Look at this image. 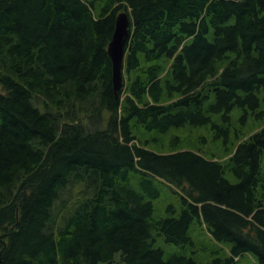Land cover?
I'll use <instances>...</instances> for the list:
<instances>
[{"label": "trees", "instance_id": "16d2710c", "mask_svg": "<svg viewBox=\"0 0 264 264\" xmlns=\"http://www.w3.org/2000/svg\"><path fill=\"white\" fill-rule=\"evenodd\" d=\"M192 226L264 264V0H0V264H197L155 246Z\"/></svg>", "mask_w": 264, "mask_h": 264}, {"label": "rangeland", "instance_id": "374dc122", "mask_svg": "<svg viewBox=\"0 0 264 264\" xmlns=\"http://www.w3.org/2000/svg\"><path fill=\"white\" fill-rule=\"evenodd\" d=\"M96 10H98V7H96ZM176 129L171 130L172 133H176ZM211 142L206 143V145L203 144V146H206L210 148L208 150V154H211L212 152L218 153L219 150L215 149ZM205 147V148H206ZM149 149L155 150V151H169L170 148L168 146V141L162 145L151 146ZM132 176H134L132 174ZM227 178L231 181L232 177L230 175L227 176ZM161 194L160 198L157 200H153L154 205V216L156 217H162L165 216V210L169 205L178 206V196L176 193L172 191L169 186L158 183L157 184ZM140 189V188H138ZM192 234L194 236L196 247L193 249L191 247L181 248L179 246H175L172 244H167L164 242V240L160 237L156 238L155 246L160 247L164 252V258H168L172 254H180V255H186L193 257L197 264H208L211 259L216 256L213 253V250L216 247L222 248V253L225 252L228 245L227 244H215L212 242L205 234V230L200 226H192ZM221 257H224L225 254H221ZM235 264H258L253 258L250 256H243L240 258V261L236 262Z\"/></svg>", "mask_w": 264, "mask_h": 264}, {"label": "water", "instance_id": "95a60500", "mask_svg": "<svg viewBox=\"0 0 264 264\" xmlns=\"http://www.w3.org/2000/svg\"><path fill=\"white\" fill-rule=\"evenodd\" d=\"M129 24L128 14L124 11L120 12L116 17L115 28L107 47L112 62V81L116 94L122 86V67L129 37Z\"/></svg>", "mask_w": 264, "mask_h": 264}]
</instances>
